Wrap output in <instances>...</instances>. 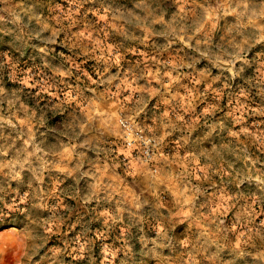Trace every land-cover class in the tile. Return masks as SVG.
Wrapping results in <instances>:
<instances>
[{
    "label": "clouds",
    "instance_id": "clouds-1",
    "mask_svg": "<svg viewBox=\"0 0 264 264\" xmlns=\"http://www.w3.org/2000/svg\"><path fill=\"white\" fill-rule=\"evenodd\" d=\"M2 37L42 66L0 53V205L24 217L5 229L10 264H97V241L98 264H127L132 228L156 264H264V0H65L47 16L0 0ZM81 210L92 220L61 236Z\"/></svg>",
    "mask_w": 264,
    "mask_h": 264
},
{
    "label": "rangeland",
    "instance_id": "rangeland-1",
    "mask_svg": "<svg viewBox=\"0 0 264 264\" xmlns=\"http://www.w3.org/2000/svg\"><path fill=\"white\" fill-rule=\"evenodd\" d=\"M31 2H32V0H15L16 4L31 3ZM35 2L39 6L44 8L45 15L47 16V15L50 14L51 8H52V6L55 3H65V0H35ZM97 3L99 4V0H97ZM63 39H64V37L62 36L61 40H63ZM4 41H8L10 43L6 44V43H4ZM13 43L14 42L12 41V37H2V38H0V53H3L4 51H8L9 54L12 55L13 58L17 60L20 69H26L28 67H32L34 72L40 71L42 66H41V63H40L39 54L36 53L32 49L30 43H28L23 48L24 55L22 57L20 56V53L15 50V47L19 46V45L16 44L15 46H12ZM60 51H64L66 55H70V53L68 52L67 48H59L58 47L55 52H51L50 53L49 59H52L54 57L55 58L54 62L63 63L61 58L58 56V53ZM172 54L175 55L176 53L173 52ZM180 55L183 56V53H180ZM30 57H36L35 61L30 59ZM76 59H77V63H83V61L80 60L79 58H76ZM138 59H142V58L138 57V56H136V55H134L133 53L130 52V53H128L126 55L125 64H126V66L128 64H131L132 66H134ZM260 59H261L262 62H264V56H261ZM84 67L89 72H94V62L89 61L88 63L84 64ZM201 67H203V66H201ZM43 71L45 73L50 74L48 69H43ZM246 72H249L252 75L255 74L254 73V69H252V70L246 69ZM4 77H5V80H6L7 73L4 74ZM73 83H75V80H73ZM185 83L186 84H191V81L190 80H185ZM13 87H15V85H13ZM199 87L202 90L204 85H201ZM202 102L203 103H216V101H213L211 97H209L207 101H202ZM218 103H220L221 107H223V108L227 107L226 99L224 101H221V102H218ZM249 122L253 123L254 121L250 120ZM52 123H55V121H52ZM44 139H45L46 143L49 142L47 137H44ZM110 143H111L112 147L115 148V146H116V138L112 137L111 140H110ZM171 143H172V147L174 149L176 147V143H175V141H171ZM253 151H255L254 148H253ZM262 158H264V157H262ZM47 182L51 183V184H54L55 183V178L54 177L50 178ZM71 184H72L71 181H67L64 184V187L68 188ZM15 187H16V185H15V183H13L12 184V188H15ZM161 202H163V201H161ZM68 203H70L73 206V208L77 207V202L75 200H69ZM241 203H243V201H241ZM90 207H95V205H92ZM99 210H102V208L98 209V211ZM147 211L148 210L145 209V213H147ZM67 215L69 217H72V219L68 220V222L65 224V226H64V228H63V230L61 232V236L66 234V233H68V231H69L68 225L73 223L75 221V219L77 218V216H83L84 219L89 220V221L92 220V216L88 215L83 210H81L79 212H76V213H68ZM21 219H24V217L21 216V214L19 212H16V211L9 212V210L7 208H4L3 205H0V221L4 222V226L2 228H0V232L4 233V235L2 237H0V247L7 240L6 238L10 235L9 233H7L5 231V229L8 228V227H11L13 225L18 224ZM145 220H146V222L144 224L145 232H147L149 234V236H153L154 237L155 233L152 231V222H151L150 218L147 215L145 216ZM124 223L125 224L129 223L127 217H125ZM171 227H172L173 234H176L177 230L180 229L179 220H177L176 223L173 224ZM97 228L103 230V225L99 221H97L95 224H93V229H97ZM190 230L191 229H190V227L188 225H185L182 229H180V231L183 232V237H186L189 234ZM76 231H79V228H77ZM119 231H120L119 228L113 230L111 235H110V237H109V240L107 242L111 243V242L115 241L116 245L120 246L119 240L117 239L119 237ZM70 235L74 236L75 232H72ZM137 235H138L137 229L136 228H132L131 229V234H130V240H131V243L134 245L133 252L135 253V255L130 257V258H127V264H156L155 260L148 259L146 256L143 255V253L146 252L147 249H142L141 248L140 243H138V241H137ZM225 236L227 237L228 234L225 233ZM183 237H181V238H183ZM228 238L231 239V237H228ZM51 245L63 246L62 241H61L59 236H54L52 238L50 246ZM149 247H151V245H149ZM99 252H100V243L97 241L96 244L94 245V248H93V255L96 256V258H97V264H98V260H99ZM69 253H70V249H69ZM179 255H180L179 253L176 254V262H178V260H179ZM66 256H67V259L65 261V264H76V262L72 261V258H71L70 254H66ZM37 259H39V257ZM124 259H125V257L123 256V254H121L120 258L117 260V264H120V261L124 260ZM176 262H174V264H176ZM81 264H87V261L81 262Z\"/></svg>",
    "mask_w": 264,
    "mask_h": 264
},
{
    "label": "crops",
    "instance_id": "crops-1",
    "mask_svg": "<svg viewBox=\"0 0 264 264\" xmlns=\"http://www.w3.org/2000/svg\"><path fill=\"white\" fill-rule=\"evenodd\" d=\"M6 239L7 240L1 245L4 250V255L0 256V264H10L15 256L14 251H12L15 248V244H13L14 237L9 235Z\"/></svg>",
    "mask_w": 264,
    "mask_h": 264
},
{
    "label": "trees",
    "instance_id": "trees-1",
    "mask_svg": "<svg viewBox=\"0 0 264 264\" xmlns=\"http://www.w3.org/2000/svg\"><path fill=\"white\" fill-rule=\"evenodd\" d=\"M4 226V222L0 221V228H2Z\"/></svg>",
    "mask_w": 264,
    "mask_h": 264
}]
</instances>
